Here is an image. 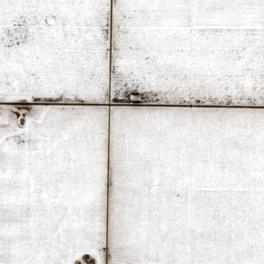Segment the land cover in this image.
I'll list each match as a JSON object with an SVG mask.
<instances>
[{"label": "snow or ice", "instance_id": "snow-or-ice-1", "mask_svg": "<svg viewBox=\"0 0 264 264\" xmlns=\"http://www.w3.org/2000/svg\"><path fill=\"white\" fill-rule=\"evenodd\" d=\"M0 264H264V0H0Z\"/></svg>", "mask_w": 264, "mask_h": 264}]
</instances>
